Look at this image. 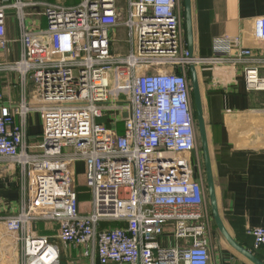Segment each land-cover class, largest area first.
I'll list each match as a JSON object with an SVG mask.
<instances>
[{
	"label": "built area",
	"instance_id": "built-area-1",
	"mask_svg": "<svg viewBox=\"0 0 264 264\" xmlns=\"http://www.w3.org/2000/svg\"><path fill=\"white\" fill-rule=\"evenodd\" d=\"M55 1L0 0V75H17L21 89V101L9 103L0 79V162L19 166L24 182L21 210L7 220L20 264H61L69 250L85 264H211L214 221L189 69L242 67L247 91L264 92V56L226 36L213 41L212 57L191 58L183 0ZM120 28L124 55L114 49ZM254 37L264 43V17ZM12 43L21 45L14 61ZM33 111L42 131L30 142ZM78 162L90 215L80 211ZM37 223L57 225L61 245ZM246 233L264 247V228Z\"/></svg>",
	"mask_w": 264,
	"mask_h": 264
},
{
	"label": "crops",
	"instance_id": "crops-1",
	"mask_svg": "<svg viewBox=\"0 0 264 264\" xmlns=\"http://www.w3.org/2000/svg\"><path fill=\"white\" fill-rule=\"evenodd\" d=\"M192 12L195 56L212 57L213 41L226 36L241 38L244 48L264 56V43L254 37V20L264 17V0H192ZM37 22L46 28L44 17ZM123 29H117L116 36ZM7 30L10 40L18 38L13 18L8 20ZM20 51L21 45L12 43L9 60L18 59ZM199 77L221 217L233 239L264 263V247L256 250L254 239L246 233L249 227L264 228V92L247 91L242 67H220L202 72ZM0 79L5 101L19 103L17 75H0ZM30 96L29 89V99ZM41 131L42 123L37 129L30 119V142ZM23 189L19 166L1 161L0 264H20V252L15 248L18 240L7 220L20 212ZM43 225L56 228L55 224L37 223L35 229L40 232ZM214 247L211 264H253L232 249L215 229Z\"/></svg>",
	"mask_w": 264,
	"mask_h": 264
},
{
	"label": "water",
	"instance_id": "water-1",
	"mask_svg": "<svg viewBox=\"0 0 264 264\" xmlns=\"http://www.w3.org/2000/svg\"><path fill=\"white\" fill-rule=\"evenodd\" d=\"M184 3V16H185V29L187 45L190 57L194 56V31H193V12L192 0H183ZM190 83L192 88V98L195 110L196 125L200 141V150L202 154L205 183L207 189V197L209 200L211 213L216 229L220 235L225 239L229 246L251 261L253 264H264L253 253L241 247L229 234L223 219L221 217L216 181L213 172L212 152L209 137V128L205 116L204 99L201 89V82L198 71L195 66L191 65L189 69Z\"/></svg>",
	"mask_w": 264,
	"mask_h": 264
},
{
	"label": "rangeland",
	"instance_id": "rangeland-1",
	"mask_svg": "<svg viewBox=\"0 0 264 264\" xmlns=\"http://www.w3.org/2000/svg\"><path fill=\"white\" fill-rule=\"evenodd\" d=\"M81 0H75L72 3H79ZM116 43L114 45V49L116 50L117 53L119 54H126L128 52V45H127V40H128V34L126 29H123L119 32V34L116 36ZM14 75V74H13ZM32 89V86L30 87ZM118 99L124 101V99L128 98L126 95H118ZM33 121L34 124H36L37 129L40 128L41 124V116L40 113L37 111L31 112L29 115V123ZM123 125L120 124L118 127V132L121 134L123 131ZM38 134V133H37ZM37 140V139H36ZM38 141V140H37ZM198 148H199V155L202 160V154L200 150V141L198 139ZM203 162V160H202ZM77 168V174H78V190L81 193V205H80V211L82 215H90L93 211V205H92V200L90 193L88 191V188L86 187V169H85V164L84 162H78L76 165ZM217 231L215 228V224L213 227V231ZM40 232L38 231L39 235L42 236H47L50 237V242L54 244L61 245L60 240L56 239V237L59 235L58 232V226L56 225V228H46V226L43 225L42 228H39ZM86 262L83 260V255L82 253L77 254L76 250H69L67 252L63 251V256L61 260V264H85Z\"/></svg>",
	"mask_w": 264,
	"mask_h": 264
},
{
	"label": "trees",
	"instance_id": "trees-1",
	"mask_svg": "<svg viewBox=\"0 0 264 264\" xmlns=\"http://www.w3.org/2000/svg\"><path fill=\"white\" fill-rule=\"evenodd\" d=\"M184 4V3H183ZM216 228V227H215Z\"/></svg>",
	"mask_w": 264,
	"mask_h": 264
}]
</instances>
